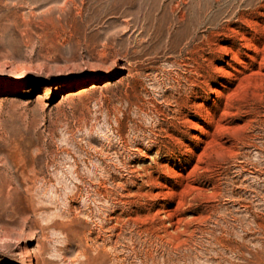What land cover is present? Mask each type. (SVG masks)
<instances>
[{"label": "rangeland", "instance_id": "obj_1", "mask_svg": "<svg viewBox=\"0 0 264 264\" xmlns=\"http://www.w3.org/2000/svg\"><path fill=\"white\" fill-rule=\"evenodd\" d=\"M262 57L264 0H0V264H264Z\"/></svg>", "mask_w": 264, "mask_h": 264}, {"label": "bare ground", "instance_id": "obj_2", "mask_svg": "<svg viewBox=\"0 0 264 264\" xmlns=\"http://www.w3.org/2000/svg\"><path fill=\"white\" fill-rule=\"evenodd\" d=\"M244 45V44H243ZM249 47H252V45H248ZM254 47V46H253ZM228 51V50H227ZM255 53V54H254ZM258 54V53H257ZM257 54H256V52H253V54H247V58L249 59V60H251L252 62H255V63H257V58H258V56H257ZM236 55H234V57H235ZM264 58L262 57V60H263ZM234 60L239 64V65H241V66H244V62L243 61H240L239 59H238V57H235L234 58ZM261 59H260V61H262ZM233 69L235 70V71H237L238 73H241L240 71H238L237 70V68H235V67H233ZM260 72V71H259ZM225 76L228 78V79H230L231 81H240V79L237 77V76H235V75H232V74H230V73H226L225 74ZM242 79V78H241ZM243 82V81H242ZM235 94V93H234ZM218 95V94H217ZM202 109V108H201ZM228 114V113H227ZM226 114V115H227ZM221 146V145H220ZM198 163V162H197ZM197 168V167H196ZM192 173H193V171H192ZM170 213V212H169ZM172 213V212H171ZM168 217H169V215H168Z\"/></svg>", "mask_w": 264, "mask_h": 264}]
</instances>
